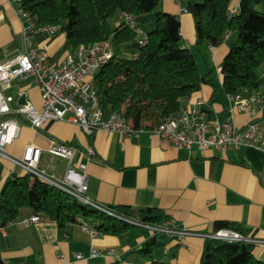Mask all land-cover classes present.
Segmentation results:
<instances>
[{
  "label": "crops",
  "instance_id": "1",
  "mask_svg": "<svg viewBox=\"0 0 264 264\" xmlns=\"http://www.w3.org/2000/svg\"><path fill=\"white\" fill-rule=\"evenodd\" d=\"M199 1L161 0L160 9L177 16L183 46L195 54L200 73L208 72L211 79L212 84H203L190 98L205 100L207 117L241 125L248 121L249 115L234 107L224 92L219 67L236 41V33L229 32L216 47L205 42L197 44L193 18L186 8L189 3ZM238 3L239 0H231L229 10H237ZM22 26L23 18L17 13L15 0H0V62L21 50ZM38 40L45 42L50 67L54 68L68 51L64 48V35L58 32L52 38ZM135 51L134 43L123 45L118 56L131 58ZM260 77L256 89L240 94L263 95L264 63ZM6 92L13 96L22 92L28 102L40 108V92L32 76L12 80ZM14 106V102L10 104L11 108ZM16 119L20 134L6 147L10 155L20 157L27 145L38 147L39 167L61 179L66 160L49 154L47 149L53 142L68 145L74 150L71 165L86 164L84 196L91 202L102 207L158 208L176 226L200 233H212L217 221L238 223L249 230V237L255 240L252 254L264 264V147L219 151L194 146L185 150L150 135L147 130L131 137L102 130L86 134L66 121L47 120L34 129L24 116ZM254 121L264 126V114ZM89 147L94 151L92 156L86 155ZM23 173L11 162L0 159V193L8 176ZM153 236L163 243L154 250L157 260L199 264L204 237H185L179 242L146 226H134L122 238L102 234L91 237L76 224L59 228L50 219L40 225L11 222L1 227L0 264H142L138 254L127 255ZM77 253L79 258L75 256Z\"/></svg>",
  "mask_w": 264,
  "mask_h": 264
},
{
  "label": "trees",
  "instance_id": "2",
  "mask_svg": "<svg viewBox=\"0 0 264 264\" xmlns=\"http://www.w3.org/2000/svg\"><path fill=\"white\" fill-rule=\"evenodd\" d=\"M231 0H201L186 10L194 22L197 44L219 46L225 35L236 33L220 63L222 88L228 95L256 89L261 83L264 63V11L262 0H239L235 13ZM161 0H19V6L38 26H59L64 48L108 41L110 57L94 74L93 84L104 113L118 111L134 129L151 130L177 113L180 101L212 84L208 72L201 74L191 49L184 47L177 16L160 9ZM126 16L130 17L131 27ZM147 24L145 42L135 39L138 24ZM135 42V43H134ZM135 44L137 56H118L121 46ZM134 52V53H135ZM133 53V54H134ZM109 215L62 189L24 172L11 174L0 193V228L30 214H40L57 227L83 221L102 235L122 238L135 225H160L167 217L154 207L133 209L107 205ZM228 229L244 236L249 230L235 222L217 221L213 232ZM163 243L153 236L127 256L138 254L142 264H171L157 260L154 250ZM116 263V262H115ZM111 263V264H115ZM199 264H260L252 254V244L204 237Z\"/></svg>",
  "mask_w": 264,
  "mask_h": 264
},
{
  "label": "built area",
  "instance_id": "3",
  "mask_svg": "<svg viewBox=\"0 0 264 264\" xmlns=\"http://www.w3.org/2000/svg\"><path fill=\"white\" fill-rule=\"evenodd\" d=\"M17 3V13L23 18L21 50L0 62V159L7 160L19 167L23 172L37 177L56 186L81 201L116 216L108 209L88 200L84 193L86 184V164L71 165L74 150L63 143L53 142L47 149L51 155L66 160V168L61 179L48 174L39 167L40 149L27 145L20 157H14L6 151L20 134V124L16 116H24L28 125L34 129L40 128L47 120H60L73 123L81 130L90 134L95 130L117 132L122 136L131 137L142 129H134L118 111L104 113L99 104V98L93 84L96 71L112 57L111 45L108 41H98L81 44L67 51L58 65L50 67L46 44L39 37L52 38L59 32V26L36 25L34 19L23 11ZM237 10H229L235 13ZM131 27L134 26L130 17L126 16ZM138 40V46L145 42L143 33ZM137 56V52L133 54ZM32 76L37 83L41 105L36 108L30 102L17 104V96L6 91L10 82L17 78ZM234 107L249 115L248 121L239 125L228 120L219 121L207 117L206 102L202 98L190 97L180 101V108L174 115L168 117L157 127L147 130L150 135L169 142L178 149L190 150L192 147L204 149H238L242 146L264 147V126L254 121L264 114V94L244 97L240 93L229 95ZM15 103L13 108L11 103ZM91 147L86 149V155L92 156ZM46 219L40 214H30L22 217L18 224L22 226L40 225ZM135 226H146L157 234H165L181 242L185 237L200 236L239 241L253 244L252 237L241 235L228 229H219L212 233H200L184 227L176 226L172 218L165 219L160 225H147L138 221L125 219ZM81 229L91 237L99 233L87 222H82ZM96 251L93 250V254ZM112 252V250H110ZM77 258L80 254H75Z\"/></svg>",
  "mask_w": 264,
  "mask_h": 264
},
{
  "label": "rangeland",
  "instance_id": "4",
  "mask_svg": "<svg viewBox=\"0 0 264 264\" xmlns=\"http://www.w3.org/2000/svg\"><path fill=\"white\" fill-rule=\"evenodd\" d=\"M263 4H264V0H262V2L260 3V5L257 6V10H259V11H263ZM147 27H148L147 24L143 23V24H138L136 29H137L138 31H140V32H144V30L147 29ZM141 37H142V36H139V35H138L137 38L135 39V42H136L137 40H139V38H141ZM135 42H134V43H135Z\"/></svg>",
  "mask_w": 264,
  "mask_h": 264
},
{
  "label": "water",
  "instance_id": "5",
  "mask_svg": "<svg viewBox=\"0 0 264 264\" xmlns=\"http://www.w3.org/2000/svg\"><path fill=\"white\" fill-rule=\"evenodd\" d=\"M27 102V99L25 97V94H21L18 98H17V104H25Z\"/></svg>",
  "mask_w": 264,
  "mask_h": 264
}]
</instances>
